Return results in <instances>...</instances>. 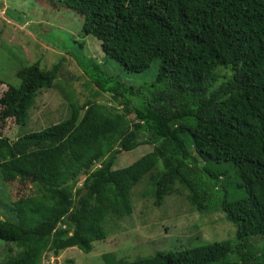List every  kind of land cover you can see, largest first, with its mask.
Here are the masks:
<instances>
[{
	"label": "trees",
	"instance_id": "1",
	"mask_svg": "<svg viewBox=\"0 0 264 264\" xmlns=\"http://www.w3.org/2000/svg\"><path fill=\"white\" fill-rule=\"evenodd\" d=\"M53 3L83 18V34L101 42L106 59L131 74L155 66L156 77L146 88H128L79 45L73 58L96 95L123 109L87 102L63 122L20 136L61 63L16 72L20 86L0 97V118L17 125L0 134V242L12 254L0 264H43L70 248L91 253L108 238L110 218L135 214L133 189L145 179L143 195L155 207L184 196L199 214L222 213L236 236L134 261L110 254L107 264H264L257 247L264 241V0ZM144 145L153 151L114 169L121 153Z\"/></svg>",
	"mask_w": 264,
	"mask_h": 264
},
{
	"label": "rangeland",
	"instance_id": "2",
	"mask_svg": "<svg viewBox=\"0 0 264 264\" xmlns=\"http://www.w3.org/2000/svg\"><path fill=\"white\" fill-rule=\"evenodd\" d=\"M53 2L60 3V0H0V81L4 83L0 97L8 87L20 86L16 78L20 68L38 62L42 69L51 70L61 63L55 86L41 90L29 116L30 124L28 122L25 131L18 128L15 135H25L61 123L69 116L72 106L91 101L107 104L111 110L121 112L123 108L110 98L96 95V86L74 60L73 57L77 56L74 52H78L79 45H84L82 56L95 59L104 66L109 77L118 79L128 88H146L155 81V66L143 73L131 74L120 64L106 59L101 42L83 34V18L65 5L57 4L55 7ZM16 126L15 120L3 121L0 118L1 135L12 133ZM151 151L153 146L144 145L134 151L123 152L117 157L114 169L130 167ZM146 181L148 179L133 189L135 214L120 220L110 218L106 227L108 238L94 243L91 253L70 248L58 258L48 255L43 264H66L72 259L73 264H107L105 256L110 254L134 261L158 252H178L235 238V226L222 213L199 214L184 196L180 199L172 195L166 198L162 207H155L153 200L143 195L146 188L149 192ZM4 190L0 174V193L5 194ZM5 204V198L0 195V216ZM260 242L257 247L263 249L264 241ZM6 250L7 244L0 242V262L12 256Z\"/></svg>",
	"mask_w": 264,
	"mask_h": 264
},
{
	"label": "water",
	"instance_id": "3",
	"mask_svg": "<svg viewBox=\"0 0 264 264\" xmlns=\"http://www.w3.org/2000/svg\"><path fill=\"white\" fill-rule=\"evenodd\" d=\"M87 192H88V189H85V190L80 194V196L78 197L77 205H76V210H78L79 207H80V199H81L82 197H84V196L87 194Z\"/></svg>",
	"mask_w": 264,
	"mask_h": 264
}]
</instances>
